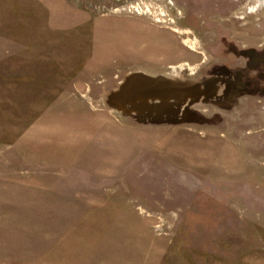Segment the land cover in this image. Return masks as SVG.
Here are the masks:
<instances>
[{
	"label": "rangeland",
	"instance_id": "rangeland-1",
	"mask_svg": "<svg viewBox=\"0 0 264 264\" xmlns=\"http://www.w3.org/2000/svg\"><path fill=\"white\" fill-rule=\"evenodd\" d=\"M259 3L0 0V264H264Z\"/></svg>",
	"mask_w": 264,
	"mask_h": 264
},
{
	"label": "bare ground",
	"instance_id": "bare-ground-1",
	"mask_svg": "<svg viewBox=\"0 0 264 264\" xmlns=\"http://www.w3.org/2000/svg\"><path fill=\"white\" fill-rule=\"evenodd\" d=\"M262 4H264V0H260L259 5H258V6H255V9H256L257 7H259V6H261ZM256 11H257V9H256V10L252 9V13H253V12H256ZM176 31H177V30H176ZM186 43L188 44V42H186ZM188 45H189V44H188ZM189 46H190V45H189ZM191 47H193V45H191ZM155 81H156V80H155ZM155 81H154V82H155ZM167 82H168V81H167ZM167 82H166V83H167ZM161 83H162V82H161ZM155 84H156V83H155ZM162 84H163V83H162ZM162 84H161V85H162ZM137 85H138V84H137ZM139 85H140V84H139ZM153 85H154V84H153ZM164 85H165V84H164ZM177 85H178V84H177ZM165 86H166V85H165ZM156 87H157V86H156ZM179 87L181 88V86H179ZM149 88H150V87H149ZM166 88H167V87H166ZM168 88H169V87H168ZM170 88H171V87H170ZM174 88H175V87H174ZM189 88H190V87H189ZM189 88H188V90H189ZM155 89H156V88H155ZM172 89H173V88H172ZM147 90H148V89H147ZM169 90H170V89H169ZM188 90H187V91H188ZM142 91H143V90H142ZM178 91H179V90H178ZM189 91H190V90H189ZM189 91H188V92H189ZM199 91H200V90H199ZM199 91H198V92H199ZM155 92H156V91H155ZM157 92H158V91H157ZM160 92H161V91H160ZM167 92H168V91H167ZM173 92H174V90H173ZM188 92H186V93H188ZM137 93H138V92H137ZM170 93H171V91H170ZM176 93H177V92H176ZM140 94H141V93H140ZM183 94H184V93H183ZM141 95H142V94H141ZM164 95H165V94H164ZM185 95H186V94H185ZM183 96H184V95H183ZM187 96H188V95H187ZM140 97H141V96H140ZM184 97H185V96H184ZM146 98H147V97H146ZM148 98H149V97H148ZM147 101H148V100H147ZM123 104H124V103H123Z\"/></svg>",
	"mask_w": 264,
	"mask_h": 264
},
{
	"label": "flooded vegetation",
	"instance_id": "flooded-vegetation-1",
	"mask_svg": "<svg viewBox=\"0 0 264 264\" xmlns=\"http://www.w3.org/2000/svg\"><path fill=\"white\" fill-rule=\"evenodd\" d=\"M252 13V12H251ZM254 13V12H253Z\"/></svg>",
	"mask_w": 264,
	"mask_h": 264
}]
</instances>
